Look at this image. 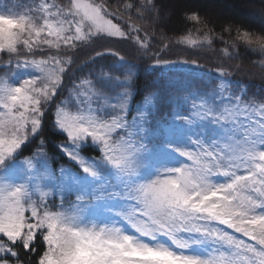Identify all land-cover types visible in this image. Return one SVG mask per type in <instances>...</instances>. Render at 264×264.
<instances>
[{
    "label": "snow or ice",
    "instance_id": "6c2138e0",
    "mask_svg": "<svg viewBox=\"0 0 264 264\" xmlns=\"http://www.w3.org/2000/svg\"><path fill=\"white\" fill-rule=\"evenodd\" d=\"M211 7L0 0V264H264V0Z\"/></svg>",
    "mask_w": 264,
    "mask_h": 264
},
{
    "label": "trees",
    "instance_id": "16d2710c",
    "mask_svg": "<svg viewBox=\"0 0 264 264\" xmlns=\"http://www.w3.org/2000/svg\"><path fill=\"white\" fill-rule=\"evenodd\" d=\"M168 2L169 0H163V3ZM173 2H175V0H173ZM188 3L190 5L197 6H203L205 4L212 5V7L209 9V14L215 15L217 13H223L224 16H226L228 14V8L232 3V0H188ZM217 5L219 7H216ZM224 16L220 18L218 23L223 22ZM172 26L175 28H182V25L176 18L172 20ZM246 26L251 27V25ZM176 34L177 33L175 32L169 33V35ZM169 57L172 59L186 58V54L182 52H173L169 54ZM205 57H212V59H205ZM200 59L204 68H211L214 63L218 62L214 54L210 51H203L201 53ZM145 67L146 66L144 65H140L137 77L135 79L134 97L137 102L142 99L145 87L147 85L151 84L154 81L159 82L161 85H163L166 82L168 76L171 75L169 70L164 67L152 68L147 72L144 70ZM242 67L246 73H252V75H245L239 78L246 80L247 83L252 86L253 91H258L259 88L264 85V70H261L258 67H254L247 62L243 63Z\"/></svg>",
    "mask_w": 264,
    "mask_h": 264
},
{
    "label": "rangeland",
    "instance_id": "374dc122",
    "mask_svg": "<svg viewBox=\"0 0 264 264\" xmlns=\"http://www.w3.org/2000/svg\"><path fill=\"white\" fill-rule=\"evenodd\" d=\"M135 92V91H134Z\"/></svg>",
    "mask_w": 264,
    "mask_h": 264
}]
</instances>
